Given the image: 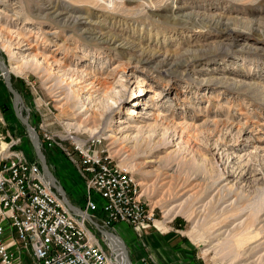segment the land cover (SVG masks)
<instances>
[{"label": "rangeland", "instance_id": "obj_1", "mask_svg": "<svg viewBox=\"0 0 264 264\" xmlns=\"http://www.w3.org/2000/svg\"><path fill=\"white\" fill-rule=\"evenodd\" d=\"M0 59L41 141L134 175L153 214L142 237L116 225L133 264H264V0H0ZM13 101L0 68L1 129L37 158ZM41 148L84 204L77 164Z\"/></svg>", "mask_w": 264, "mask_h": 264}, {"label": "built area", "instance_id": "obj_2", "mask_svg": "<svg viewBox=\"0 0 264 264\" xmlns=\"http://www.w3.org/2000/svg\"><path fill=\"white\" fill-rule=\"evenodd\" d=\"M23 138L0 126V264H133L116 225L125 222L142 237L153 214L134 175L88 141L76 137L67 146L45 129L41 147L60 148L84 180L85 203L75 205L44 172L41 160L27 154ZM7 221L12 237H5ZM115 237L126 247L125 257Z\"/></svg>", "mask_w": 264, "mask_h": 264}, {"label": "water", "instance_id": "obj_3", "mask_svg": "<svg viewBox=\"0 0 264 264\" xmlns=\"http://www.w3.org/2000/svg\"><path fill=\"white\" fill-rule=\"evenodd\" d=\"M0 68L2 69V73L4 75V78H5V81H6V84H7L8 88L13 92V95H14L13 106H14V109L16 111V114H17L18 118L22 121V123L26 126V128H27V130L29 132V136H30V139H31V141L33 143L36 155L38 156V158L42 162L43 170L49 177H51L53 179L55 184L58 185V183H57L58 179L53 174V172L50 170V168H49V166H48V164L46 162L45 156H44V154L42 152L40 135L37 132V130L32 126V124L29 122L28 117L24 116V114H23V112H22V110H21V108L19 106L20 94L13 87V85L11 83V75H8L9 74V68L7 67L6 63L3 62L1 59H0ZM60 191L65 196V189L62 186H60ZM65 200H66L67 204H69L70 206L76 207L75 205L71 204L67 200V198H65ZM94 224L100 231L104 232V230L99 226V224H97V223H94Z\"/></svg>", "mask_w": 264, "mask_h": 264}, {"label": "bare ground", "instance_id": "obj_4", "mask_svg": "<svg viewBox=\"0 0 264 264\" xmlns=\"http://www.w3.org/2000/svg\"><path fill=\"white\" fill-rule=\"evenodd\" d=\"M44 8V7H43ZM53 13H56L57 15H62L64 12H60V11H57L56 9L51 11ZM11 71L9 70V74L10 75ZM141 91L137 94V95H140ZM20 101H21V98L19 97ZM67 99V98H66ZM69 100V99H68ZM69 102V101H68ZM159 223V222H157ZM115 243L119 246V250H121L123 256L125 257L127 255V252H126V247L124 246V244L122 243V241L119 239V237H115L114 240ZM227 244V243H226ZM231 244V243H230ZM229 244V245H230ZM227 245V246H229ZM225 247V246H224ZM230 247V246H229ZM231 249V248H230ZM226 250V249H225ZM234 251V250H233ZM232 252V250L230 251V253ZM239 256V255H238Z\"/></svg>", "mask_w": 264, "mask_h": 264}]
</instances>
